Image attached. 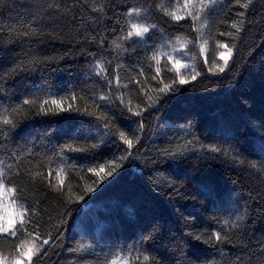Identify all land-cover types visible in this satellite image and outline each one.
<instances>
[{"label": "trees", "instance_id": "1", "mask_svg": "<svg viewBox=\"0 0 264 264\" xmlns=\"http://www.w3.org/2000/svg\"><path fill=\"white\" fill-rule=\"evenodd\" d=\"M183 2L0 0V115L13 119L0 125V168L35 206L39 229L28 232L52 234L40 264H106L117 254L131 264H264V0L247 9L216 0L206 9L207 46L235 45L232 62L217 74L204 62V37L192 22L163 14ZM133 7L144 12L132 22L158 26L146 43L123 39ZM240 19L237 36L231 24ZM177 37L188 42L182 63L190 67L181 74L189 82L161 94L153 91L151 56L170 52ZM98 62L108 79L118 71L122 84L135 77L140 85L109 87L96 74ZM160 67L164 83L176 78L171 63L162 58ZM53 98L73 110L40 113L39 103ZM26 99L36 103L13 113ZM129 101L141 116L127 110ZM120 131L139 143L128 149ZM101 165L100 176L88 171ZM59 167L65 183L57 191L49 180L56 183ZM217 232L224 239L215 240ZM0 243L9 255V241Z\"/></svg>", "mask_w": 264, "mask_h": 264}, {"label": "snow or ice", "instance_id": "2", "mask_svg": "<svg viewBox=\"0 0 264 264\" xmlns=\"http://www.w3.org/2000/svg\"><path fill=\"white\" fill-rule=\"evenodd\" d=\"M254 0H245V2L241 3L240 0H237L239 6L243 9H247L251 4H253ZM216 0H184L183 4H178L175 9L168 10L162 9L163 14L168 16L172 21L180 22L185 19L190 20L194 26V30L198 34V38L204 37L203 45L199 46L200 51H204V46L208 45L209 39L205 36V29L208 27V18L205 16V11L208 8L209 4H215ZM102 7L94 8V11H102ZM144 10L142 8L133 7L127 12V16L129 18L128 21V30L126 35L123 37L124 40L132 39L133 37L138 38L139 42H145L147 39H151L150 33H153L154 30H159L156 24H149L140 22H132L133 18H140ZM245 13L240 12L239 16L242 18L244 17ZM198 27H195L196 25ZM244 20L240 19L239 22H233L231 24V28L236 29V34H238L243 30ZM221 36H224L225 33L221 32ZM228 36H233L232 32L227 33ZM113 44L116 48H122V45L113 41ZM188 47V42H182L179 37H177L175 44L172 46V50L170 52H163L159 49L157 52H154L151 56V60L155 63L156 67L154 69V73L152 75V79L157 81V87L153 89V91L159 92L161 94H167L170 91H173L174 84H186L189 81L185 78L184 75L181 74V68H189L190 66L187 64H183L182 60L187 58L184 54V49ZM233 47H229L227 42H220L215 41V48L216 49H223L222 51L215 52L213 55V62L215 63L217 57L219 60L223 61V66L216 64V68H218L220 73L225 71V68L228 67L229 60L232 58L233 55ZM127 51V49H124ZM181 53V58H176L177 52ZM165 59L166 62L171 63L172 70L176 73V78L170 79L168 83L163 82V78L159 76L161 71V59ZM195 59V57H192ZM206 63V58L204 60ZM117 69L122 67L121 65L116 66ZM95 71L98 76H103L106 83L111 87L113 83L119 89L120 87L127 88L129 83L134 84L136 86L140 85V81L135 77H132L127 83H121L120 75L117 71V74L114 77V80L108 79L106 75V68L104 63L98 62L95 66ZM209 71H212L210 68ZM140 74L143 75V69H140ZM200 73L196 72L195 69H192L191 80H195ZM143 90L142 88L140 89ZM121 103H124V96L121 93L117 97ZM77 97L73 95L71 100H76ZM102 101H111L110 96L101 95L99 97ZM149 99L151 97L149 96ZM36 102L33 100H24L22 105L19 109H13V113L20 111L23 109L24 105H33ZM46 105H51L52 107H46ZM96 107L99 108L100 105L96 104ZM125 107L129 112H133V108L131 107V102L125 104ZM139 107V105H137ZM72 105L68 104L67 107L64 106L62 99H45L39 103V112L48 115V114H59V112H67L71 111ZM75 111L80 112V108H76ZM85 114L87 115H94L95 113L88 111L87 108L83 109ZM146 111V109H145ZM134 115L141 116L142 111H134ZM103 119H107L103 114L101 117ZM0 125H13V119L9 118L8 116L0 115ZM110 124L105 123L104 128H109ZM141 129L143 128V121L140 122ZM119 139L123 141L124 144L127 145L128 149L134 147V143H139V137L136 138L134 141L130 139L124 131L119 132ZM92 148H96V144L91 145ZM75 151H86L84 148H77L73 149ZM212 151H219L217 148H212ZM11 167V166H9ZM115 168H112L111 171L106 173V176H111L115 171ZM89 172L94 173L96 176H100L101 172L104 171V166L101 165L99 171L96 168L88 169ZM64 168L59 167L58 171L56 172V183L52 184L51 180H49V187L54 188L57 191L62 189V186L65 183V179L63 176ZM18 174V173H17ZM53 174L52 170L49 169L48 176L51 177ZM36 176H40L41 173H36ZM104 177H101L103 179ZM8 177L6 176L5 171L0 168V241L7 240L9 241V248L10 254L5 255L3 251V244L0 243V264H40V261L43 259L41 255L44 253L46 255L45 246H50V242L52 241L53 237L51 233L46 234V238H42L38 231L34 233L28 232L29 226L33 229H39V222L33 224L32 221L36 216L35 206L26 205L22 200L21 196L18 195V189L15 184H9L7 182ZM95 183V181L93 182ZM95 188L86 189V191H94ZM22 194V189L20 190ZM83 195L78 197L79 200H83ZM237 225L233 224L232 227H236ZM215 240L220 241L224 239L220 232L215 233L214 235ZM196 239H200L199 236ZM207 242V241H206ZM143 261L148 262L150 261V257L148 255H143ZM141 260V256L137 255L135 257V261L139 262ZM106 264H131L129 257H122L120 255H115L113 258L108 260Z\"/></svg>", "mask_w": 264, "mask_h": 264}, {"label": "rangeland", "instance_id": "3", "mask_svg": "<svg viewBox=\"0 0 264 264\" xmlns=\"http://www.w3.org/2000/svg\"><path fill=\"white\" fill-rule=\"evenodd\" d=\"M210 6V4L208 5V7ZM201 45H203V43H201ZM223 49H216V48H211L209 46H204V57L206 58V61L208 63V67L209 69L211 68L212 71H210L212 74H217V73H220L218 68H216V64H219L221 66H223V61L222 60H219L218 57L215 61V63L213 62V55L215 54V52H218V51H222ZM233 57H234V52H233V55H232V58L229 60V63L228 65L232 62L233 60ZM226 69V68H225Z\"/></svg>", "mask_w": 264, "mask_h": 264}]
</instances>
